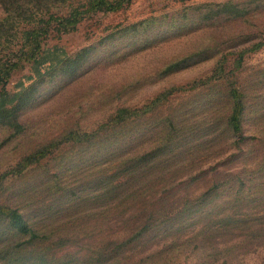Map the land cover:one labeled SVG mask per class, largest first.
I'll return each mask as SVG.
<instances>
[{"label": "rangeland", "instance_id": "1", "mask_svg": "<svg viewBox=\"0 0 264 264\" xmlns=\"http://www.w3.org/2000/svg\"><path fill=\"white\" fill-rule=\"evenodd\" d=\"M56 1L53 13L67 15L70 0ZM54 39L67 60L47 62L36 78L18 71L8 87L34 101L17 109L18 127L0 121V264H264V0H132ZM240 55L235 74L250 104L238 149L224 121L230 70L219 62L233 69ZM175 114L182 123L171 132L183 129L184 148L115 176L124 158L152 150ZM149 179L159 182L153 193ZM214 188L208 205L193 206ZM148 205L161 224L113 245ZM8 209L50 234L22 236Z\"/></svg>", "mask_w": 264, "mask_h": 264}, {"label": "trees", "instance_id": "2", "mask_svg": "<svg viewBox=\"0 0 264 264\" xmlns=\"http://www.w3.org/2000/svg\"><path fill=\"white\" fill-rule=\"evenodd\" d=\"M68 2L70 4L68 5L69 10L67 15L58 16L53 13V8L58 5L56 0H0V121L5 122V120H9L8 126L18 127L19 120L16 113L17 109L21 107L25 109L26 106L34 101L32 96H26L28 93L26 89L19 97V94L11 95L8 87L14 75L18 71L29 68L31 71L33 70L36 78L37 76H42L41 67L47 64V62L54 63V61L58 58H62L60 55H64V60L66 61L67 55L65 53H61L59 55L61 52L60 47H51L49 45L51 39L53 40L57 37L54 39L56 40L64 35L77 31L79 25L82 24L85 19H90L99 13L121 11L127 7L132 0H78L77 3H73L70 0ZM30 6H35L36 10L33 11ZM21 25H28V28L21 30ZM259 48L260 45H255L254 47L255 50ZM2 49H7V54H9V56L1 54ZM227 65V61L219 62V71L225 73L230 70L229 75L223 77L227 84V90L223 99L227 100L231 105L230 113L224 121L226 126L230 128L234 139L238 140H235L234 143L237 145L236 147L240 149L238 144L249 139V137L245 136L243 118L247 111V106L250 104V97L247 89L238 85V75L235 74L236 70H240L242 68L243 56L240 55V57L236 60V68L234 67L231 69L234 65L232 67H227ZM10 105L14 106L10 108ZM127 113L128 110L125 109L118 111L117 116L113 119L114 125H116L118 121L122 120V118H125ZM206 118L207 117H204V115H201L199 117V121L204 122ZM124 122H126V120ZM168 122L170 123L169 128L166 129L162 125L159 133L161 137L152 141V150L150 152L137 159H134L132 156L124 158L121 163L122 165L119 167L120 170L115 171L113 174L118 178L122 176L129 178L131 175L136 174V171L133 170V168L141 166L143 163L148 161L158 160L159 158H155L157 153H175L179 148L183 149V146L187 143H184L185 140H182L181 142L179 140L181 138L180 133L183 132V129L175 128L174 130L177 131L171 132L170 128L171 126H174V123L180 125L182 121L178 118L177 114H175ZM211 128H214V126ZM198 129L199 128L192 130L191 133H196ZM201 131H210V136L218 135L216 128L213 131L209 128L202 129ZM197 139L199 141L203 140L202 135L200 137H196L195 141ZM35 158L36 156L26 158L21 163V166H27L32 163ZM143 175L145 174H142V176ZM106 176L108 175L106 174ZM236 180L243 182L241 174H237ZM148 183L152 193L153 190L159 186V182L157 180L149 179L147 180V184ZM174 187L175 184L168 186L164 191H162V194H168L174 189ZM216 190L217 188H214L209 196H207V194L204 196L202 195L197 199V202L193 204V206L198 205L203 207L208 205L211 202L209 199L212 196L211 194ZM160 200L163 199L159 198L157 201ZM132 206L133 205L128 206V210L125 213L129 217H131L130 213L135 210L132 209L129 211ZM148 207L149 205L146 207L138 206V208L141 209H138L134 216L137 214L139 215L135 218H131V220L135 221L133 232L123 241L119 243H112L113 245L124 248L135 244L142 238L145 232L161 224V221L154 216L155 213L153 214L152 212H149ZM192 208V206L185 207L181 214L183 215L184 210L186 212ZM8 210V219L22 236L30 235L32 238L40 239L42 238L41 235L47 236L50 234L47 231L40 230L36 226V222L27 221L23 216L26 212H21L19 209ZM123 220L124 219H122L121 223L124 222ZM8 246L9 245H6V247ZM10 250L7 249V253Z\"/></svg>", "mask_w": 264, "mask_h": 264}]
</instances>
